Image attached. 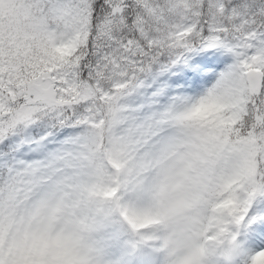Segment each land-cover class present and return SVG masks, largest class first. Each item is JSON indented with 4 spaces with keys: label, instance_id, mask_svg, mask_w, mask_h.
Returning a JSON list of instances; mask_svg holds the SVG:
<instances>
[{
    "label": "snow or ice",
    "instance_id": "6c2138e0",
    "mask_svg": "<svg viewBox=\"0 0 264 264\" xmlns=\"http://www.w3.org/2000/svg\"><path fill=\"white\" fill-rule=\"evenodd\" d=\"M0 264H264V0H0Z\"/></svg>",
    "mask_w": 264,
    "mask_h": 264
}]
</instances>
